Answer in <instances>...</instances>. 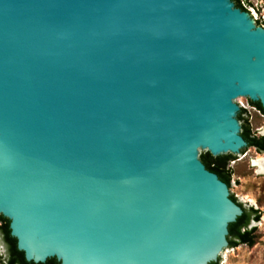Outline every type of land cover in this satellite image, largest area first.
Wrapping results in <instances>:
<instances>
[{
  "label": "water",
  "instance_id": "1",
  "mask_svg": "<svg viewBox=\"0 0 264 264\" xmlns=\"http://www.w3.org/2000/svg\"><path fill=\"white\" fill-rule=\"evenodd\" d=\"M239 103L264 27L235 0H0V222L30 264H217L246 216L202 152L249 149Z\"/></svg>",
  "mask_w": 264,
  "mask_h": 264
},
{
  "label": "rangeland",
  "instance_id": "2",
  "mask_svg": "<svg viewBox=\"0 0 264 264\" xmlns=\"http://www.w3.org/2000/svg\"><path fill=\"white\" fill-rule=\"evenodd\" d=\"M257 26L264 27V0H241ZM261 23V24H260ZM241 110H246L249 126L254 136L259 137L264 131V115L253 105L239 103ZM264 160L253 147L236 160L229 162L231 169L230 192L244 207L252 206L261 214L260 222H256V238L253 245L239 244L230 247L229 252L219 264H264V167L253 162ZM0 257H5V245L0 235ZM1 264V263H0Z\"/></svg>",
  "mask_w": 264,
  "mask_h": 264
},
{
  "label": "trees",
  "instance_id": "3",
  "mask_svg": "<svg viewBox=\"0 0 264 264\" xmlns=\"http://www.w3.org/2000/svg\"><path fill=\"white\" fill-rule=\"evenodd\" d=\"M236 5L238 7H241L242 9L247 10L241 0H235ZM261 24V23H260ZM264 26V24H261ZM254 106V105H253ZM258 111H260L264 115V109L261 105L254 106ZM244 112V115L240 116V120L242 121L241 124V134L245 137V139L248 141L249 146L256 149V151L260 154H264V136L256 137L251 132L250 126H249V119L246 117V110L242 109ZM203 157V164L205 167L210 170L211 172H214L216 175L219 176V178L228 184L230 187L231 184V169L229 167V162H231L234 159H230L229 161H222V162H216L213 158L209 157L205 153L202 152ZM231 197L234 201H236L240 206L243 208V215L246 216L242 221H240L236 226H234L230 230V237H229V248L235 247L239 244H246V245H253L255 243L256 238V227H252L251 222H260L262 214L252 208V206L244 207L240 202H238L237 198L232 194ZM9 224L1 223L0 222V235L2 238V242L5 245V257H0V263L1 264H30L24 259L23 254L17 250L16 248V240L10 236V230L8 227ZM218 262L217 264H219ZM51 264H59L51 263Z\"/></svg>",
  "mask_w": 264,
  "mask_h": 264
},
{
  "label": "bare ground",
  "instance_id": "4",
  "mask_svg": "<svg viewBox=\"0 0 264 264\" xmlns=\"http://www.w3.org/2000/svg\"><path fill=\"white\" fill-rule=\"evenodd\" d=\"M258 167H264V160L257 159L255 162H253Z\"/></svg>",
  "mask_w": 264,
  "mask_h": 264
}]
</instances>
